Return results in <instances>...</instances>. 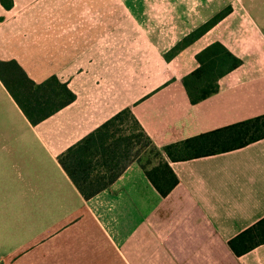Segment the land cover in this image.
Here are the masks:
<instances>
[{"label": "crops", "instance_id": "crops-1", "mask_svg": "<svg viewBox=\"0 0 264 264\" xmlns=\"http://www.w3.org/2000/svg\"><path fill=\"white\" fill-rule=\"evenodd\" d=\"M215 40L243 64L193 103L183 78ZM0 59L38 82L56 74L77 95L33 124L0 78V264H264V242L240 255L229 243L264 216V138L187 160L165 154L179 177L166 196L134 161L87 199L59 161L127 106L161 150L263 114L264 0H0Z\"/></svg>", "mask_w": 264, "mask_h": 264}, {"label": "trees", "instance_id": "trees-1", "mask_svg": "<svg viewBox=\"0 0 264 264\" xmlns=\"http://www.w3.org/2000/svg\"><path fill=\"white\" fill-rule=\"evenodd\" d=\"M10 9L14 0H1ZM232 11V6L216 13L184 36L166 54L172 59L194 43ZM199 65L186 74L183 83L193 103L220 90V79L243 64L223 41L215 40L196 53ZM0 78L33 124L72 103L77 95L66 81L53 74L38 82L16 60L0 59ZM264 138V113L212 129L159 149L131 106L118 111L59 155V161L76 186L89 199L108 188L134 162L142 163L147 176L163 196L179 183V177L166 155L176 160L225 152ZM150 151L152 159L143 163ZM166 154V155H165ZM264 242V216L233 237L229 243L237 254Z\"/></svg>", "mask_w": 264, "mask_h": 264}, {"label": "rangeland", "instance_id": "rangeland-1", "mask_svg": "<svg viewBox=\"0 0 264 264\" xmlns=\"http://www.w3.org/2000/svg\"><path fill=\"white\" fill-rule=\"evenodd\" d=\"M149 159H152L154 161H157L158 159L155 158V154L151 153L150 151H146L143 155H142V161L143 163L147 162ZM6 252V250H5Z\"/></svg>", "mask_w": 264, "mask_h": 264}]
</instances>
